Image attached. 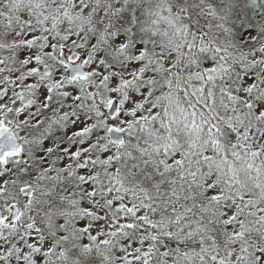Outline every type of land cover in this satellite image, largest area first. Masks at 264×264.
I'll use <instances>...</instances> for the list:
<instances>
[{"label": "snow or ice", "instance_id": "1", "mask_svg": "<svg viewBox=\"0 0 264 264\" xmlns=\"http://www.w3.org/2000/svg\"><path fill=\"white\" fill-rule=\"evenodd\" d=\"M0 264H264V0H0Z\"/></svg>", "mask_w": 264, "mask_h": 264}]
</instances>
